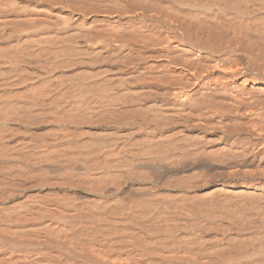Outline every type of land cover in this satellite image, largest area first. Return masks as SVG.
Segmentation results:
<instances>
[{"label":"bare ground","instance_id":"bare-ground-1","mask_svg":"<svg viewBox=\"0 0 264 264\" xmlns=\"http://www.w3.org/2000/svg\"><path fill=\"white\" fill-rule=\"evenodd\" d=\"M0 264H264V0H0Z\"/></svg>","mask_w":264,"mask_h":264}]
</instances>
